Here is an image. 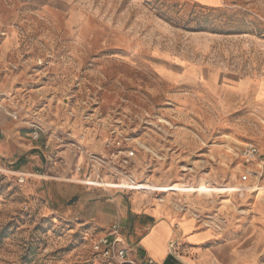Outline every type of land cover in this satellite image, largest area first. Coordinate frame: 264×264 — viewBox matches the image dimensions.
Returning a JSON list of instances; mask_svg holds the SVG:
<instances>
[{"label": "rangeland", "instance_id": "374dc122", "mask_svg": "<svg viewBox=\"0 0 264 264\" xmlns=\"http://www.w3.org/2000/svg\"><path fill=\"white\" fill-rule=\"evenodd\" d=\"M0 88L19 112L0 125V264H110L89 209L122 193L264 222L262 192L96 184L239 186L235 150L264 153V0H0Z\"/></svg>", "mask_w": 264, "mask_h": 264}, {"label": "crops", "instance_id": "0c3cea01", "mask_svg": "<svg viewBox=\"0 0 264 264\" xmlns=\"http://www.w3.org/2000/svg\"><path fill=\"white\" fill-rule=\"evenodd\" d=\"M5 114L0 110V125ZM89 219L103 236L119 228L131 256L166 264H264V222L205 226L199 216L151 205L137 195L96 198ZM128 234V235H126ZM175 242L174 254L169 245Z\"/></svg>", "mask_w": 264, "mask_h": 264}, {"label": "built area", "instance_id": "2783aa9c", "mask_svg": "<svg viewBox=\"0 0 264 264\" xmlns=\"http://www.w3.org/2000/svg\"><path fill=\"white\" fill-rule=\"evenodd\" d=\"M11 96L12 94L6 95L0 88V110L3 109L4 113L17 119L19 117V112L11 106H4L3 104L4 101L9 100ZM33 125L35 128L42 129L41 124L36 121L33 122ZM34 137H39L37 131L34 132ZM79 145L81 144L79 143ZM118 145H120L119 141ZM131 155H133L132 152ZM234 155L237 161L234 170L238 176V188L249 191V193L257 192L259 195L261 191H264V153L255 143L247 142L243 146L237 148ZM125 162H128V159H126ZM124 244L125 240L120 234L119 228L113 226L112 232L109 235H106L95 242L94 249L97 252L102 253L103 257L107 259L106 261L110 264H166L158 263L151 258H132L128 249L123 246ZM175 245V242H171L169 245L171 253L173 254Z\"/></svg>", "mask_w": 264, "mask_h": 264}, {"label": "bare ground", "instance_id": "6f19581e", "mask_svg": "<svg viewBox=\"0 0 264 264\" xmlns=\"http://www.w3.org/2000/svg\"><path fill=\"white\" fill-rule=\"evenodd\" d=\"M98 186H109V187H125V188H131V189H147L151 188L156 189V190H172V191H179V190H185V191H200V192H213V191H221V192H232L233 191H238L242 192L243 194H249V191L241 190L238 187L235 188L231 184H227L225 186L221 187H216V186H210V185H205V186H200V187H193V186H186V187H180L177 185H172V186H160V187H148L144 185H124V184H117V183H112V182H98L96 183ZM264 193V191H261ZM260 192V193H261Z\"/></svg>", "mask_w": 264, "mask_h": 264}]
</instances>
